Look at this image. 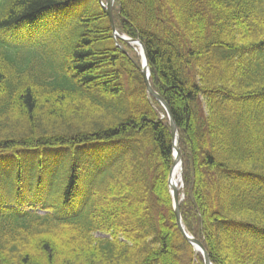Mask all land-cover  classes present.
<instances>
[{
	"label": "trees",
	"instance_id": "1",
	"mask_svg": "<svg viewBox=\"0 0 264 264\" xmlns=\"http://www.w3.org/2000/svg\"><path fill=\"white\" fill-rule=\"evenodd\" d=\"M114 21L179 129L187 232L264 264V0H116ZM138 65L100 0H0V264H204Z\"/></svg>",
	"mask_w": 264,
	"mask_h": 264
},
{
	"label": "water",
	"instance_id": "2",
	"mask_svg": "<svg viewBox=\"0 0 264 264\" xmlns=\"http://www.w3.org/2000/svg\"><path fill=\"white\" fill-rule=\"evenodd\" d=\"M106 3H107L106 14H107L108 19H109V23H110L111 30L113 33V38L117 42L121 41V42H124L128 45H131V46L140 47V49L142 50L143 58H144V62L142 64V69H141V75L143 78L144 85L146 87L147 94L163 106V108H164V110H165V112L169 118V124H170V128H171V137H172V143H173V151H174V157H175L174 166L172 168V171H171V174L169 177V187L172 190L171 195H172V199H173V208H174V215H175V219H176V225H177L178 229L180 230V232L182 233L185 240L194 248L195 252H198L202 255L203 260H204V264H212L210 257H209V254L207 253L203 244L199 240L190 236L187 233L185 226L183 224V220H182V216H181V206H180L182 200L179 197V192H178L179 190L177 189V187L173 183V170L176 167L181 168V176H182V162H181V158H180L179 149L177 147V144L179 143V132H178V128H177V125L175 123L172 111H171L170 107L168 106V104L153 90V88L151 86V83H150L151 74H150V68H149V63H148L147 51H146V48L144 47L143 43L139 40H134V39L128 38L126 36H121L118 34V32L116 30L115 23H114V19H113V9H114L115 0H106ZM123 51L125 52L124 49H123Z\"/></svg>",
	"mask_w": 264,
	"mask_h": 264
},
{
	"label": "rangeland",
	"instance_id": "3",
	"mask_svg": "<svg viewBox=\"0 0 264 264\" xmlns=\"http://www.w3.org/2000/svg\"><path fill=\"white\" fill-rule=\"evenodd\" d=\"M102 1L104 2L105 0H102ZM84 11H85V7H84L83 4H81V5H79L78 7H76V8H74V9L70 10L69 13H68L67 15L63 14V15L59 16V17L57 18V20H58L57 23H68V24H74V23L77 21L78 17H79ZM52 32H53V33H51V36H53V38H55L56 35H57V33H58V29H57V28H56V29H53ZM130 49H131V48H130ZM128 51H129V53H130V57H131L132 59H134L138 64H141V59H140V57H139V54H138L134 49H131V51H130V50H128ZM51 191H52V193H53V189H51ZM180 193H181V192H180ZM97 236L100 237V235H97Z\"/></svg>",
	"mask_w": 264,
	"mask_h": 264
},
{
	"label": "bare ground",
	"instance_id": "4",
	"mask_svg": "<svg viewBox=\"0 0 264 264\" xmlns=\"http://www.w3.org/2000/svg\"><path fill=\"white\" fill-rule=\"evenodd\" d=\"M144 60V59H143ZM176 123V122H175ZM173 183L174 185L179 188L180 185H181V168L180 167H176L174 170H173ZM198 253V252H196ZM211 260V258H210Z\"/></svg>",
	"mask_w": 264,
	"mask_h": 264
}]
</instances>
